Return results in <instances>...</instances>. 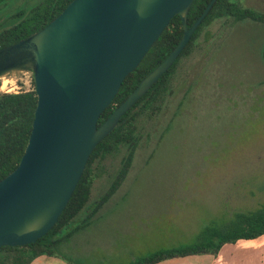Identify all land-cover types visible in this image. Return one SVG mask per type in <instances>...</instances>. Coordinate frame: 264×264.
I'll return each mask as SVG.
<instances>
[{
	"label": "rangeland",
	"instance_id": "1",
	"mask_svg": "<svg viewBox=\"0 0 264 264\" xmlns=\"http://www.w3.org/2000/svg\"><path fill=\"white\" fill-rule=\"evenodd\" d=\"M28 1L14 0L6 11ZM235 1L264 12V0ZM263 49L261 22L218 19L207 26L180 60L161 110L139 118V143L122 184L90 228L62 243L56 254L79 264L126 263L191 244L204 227L226 225L235 212L261 207ZM1 81L0 93L34 88L30 69ZM124 152L120 147L96 164L90 202L106 191Z\"/></svg>",
	"mask_w": 264,
	"mask_h": 264
},
{
	"label": "water",
	"instance_id": "2",
	"mask_svg": "<svg viewBox=\"0 0 264 264\" xmlns=\"http://www.w3.org/2000/svg\"><path fill=\"white\" fill-rule=\"evenodd\" d=\"M193 1L71 0L43 28L0 49V76L16 64L22 66L13 73L30 69L37 95L25 151L0 180V247L35 242L55 225L94 147L171 67L216 0L188 26ZM176 14L179 42L97 126L126 75ZM20 55L27 59L3 61Z\"/></svg>",
	"mask_w": 264,
	"mask_h": 264
},
{
	"label": "trees",
	"instance_id": "3",
	"mask_svg": "<svg viewBox=\"0 0 264 264\" xmlns=\"http://www.w3.org/2000/svg\"><path fill=\"white\" fill-rule=\"evenodd\" d=\"M70 1L30 0L27 4L18 6L14 11L7 12L6 8L11 6L14 0H0V46L13 44L37 32L56 17ZM209 1H193L187 14L188 26L199 17ZM218 19H231L232 22L251 20L264 24V12L243 6L235 0H216L171 67L119 119L111 132L94 147L55 225L35 242L25 245L1 246L0 264H31L38 257L53 256L64 239L90 223L99 209L117 191L129 172L139 143L137 134L139 118L143 115L153 116L161 110L165 96L171 90L174 73L180 60L192 52L201 32ZM182 34L181 18L176 14L138 66L126 75L111 103L101 112L97 126L102 124L139 84L140 80L168 55L179 42ZM36 104L37 95L34 88L15 93H0V180L19 164L31 133ZM120 147H124L125 152L120 159L119 168L110 176L106 191L97 200L90 202L96 164ZM82 213L84 216L80 222L70 232L60 235L62 230L72 225L70 223ZM262 234H264V204L255 210L235 212L226 225L204 227L198 239L191 244L161 249L126 264H155L168 258L192 254L216 255L226 243H234L238 239H253Z\"/></svg>",
	"mask_w": 264,
	"mask_h": 264
},
{
	"label": "crops",
	"instance_id": "4",
	"mask_svg": "<svg viewBox=\"0 0 264 264\" xmlns=\"http://www.w3.org/2000/svg\"><path fill=\"white\" fill-rule=\"evenodd\" d=\"M75 225L76 224H73L70 225L68 228L63 229L61 232L62 234L60 235H64L65 233L70 232L75 227ZM90 226L91 224H87L83 228L73 232L68 238L63 240L62 242L63 244L61 243L62 246L65 245L64 243H68L72 237L75 238L79 233H82L84 230L85 231L88 230ZM187 244L190 243H186V244L180 243V245H176V247ZM168 248H173V247L171 246L164 247L157 249L155 251L161 249H168ZM146 255H143L141 257H144ZM141 257H137L136 259ZM130 262H126V263H130ZM126 263H121V264H126ZM31 264H79V263H76L75 260L72 261L69 258H66V256L62 254H55L53 256L38 257ZM84 264H90V263H84ZM155 264H264V234L253 239H238L234 243H226L220 248L219 252L216 255L210 253L192 254V255L168 258Z\"/></svg>",
	"mask_w": 264,
	"mask_h": 264
},
{
	"label": "flooded vegetation",
	"instance_id": "5",
	"mask_svg": "<svg viewBox=\"0 0 264 264\" xmlns=\"http://www.w3.org/2000/svg\"><path fill=\"white\" fill-rule=\"evenodd\" d=\"M8 46V45H7ZM4 47H6V46H0V49H2V48H4ZM4 55H3V52H0V58L1 57H3ZM27 59V57H25V56H22V55H20V56H13V58H12V60H3V61H7V62H17V63H19L20 61H25ZM19 60V61H18ZM19 66H22V65H19V64H16L15 65V67H14V69L15 68H18ZM14 69H11L10 71H7L6 73H7V75H11L12 73H13V70ZM5 73V74H6ZM1 80H3V78H2V76H0V81ZM2 83H3V81H1ZM0 89H2V85H0Z\"/></svg>",
	"mask_w": 264,
	"mask_h": 264
},
{
	"label": "built area",
	"instance_id": "6",
	"mask_svg": "<svg viewBox=\"0 0 264 264\" xmlns=\"http://www.w3.org/2000/svg\"><path fill=\"white\" fill-rule=\"evenodd\" d=\"M2 87H3V85H2ZM7 90H8V89H3L4 92H6Z\"/></svg>",
	"mask_w": 264,
	"mask_h": 264
}]
</instances>
